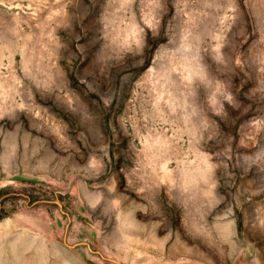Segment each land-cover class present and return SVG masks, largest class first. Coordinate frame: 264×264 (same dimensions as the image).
Returning a JSON list of instances; mask_svg holds the SVG:
<instances>
[{
    "label": "rangeland",
    "instance_id": "374dc122",
    "mask_svg": "<svg viewBox=\"0 0 264 264\" xmlns=\"http://www.w3.org/2000/svg\"><path fill=\"white\" fill-rule=\"evenodd\" d=\"M0 264H264V0H0Z\"/></svg>",
    "mask_w": 264,
    "mask_h": 264
}]
</instances>
